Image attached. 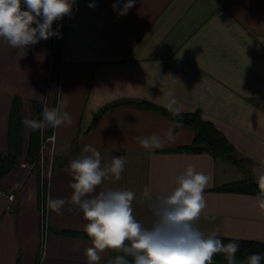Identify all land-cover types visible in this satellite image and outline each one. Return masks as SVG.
<instances>
[{"label":"crops","instance_id":"0c3cea01","mask_svg":"<svg viewBox=\"0 0 264 264\" xmlns=\"http://www.w3.org/2000/svg\"><path fill=\"white\" fill-rule=\"evenodd\" d=\"M125 3L83 0L53 22L57 35L23 50L0 38V152L6 151L13 97H20L23 122L34 113L32 102L40 103L42 114L40 96L50 94L48 106L64 104L62 110L72 117L71 125L52 129V156L71 153L74 159L85 145L101 152L102 165L124 156L121 179H105L97 192L133 191L134 215L145 226L154 219L140 204L145 187L154 198L166 194L193 165L211 177L204 192L207 206L196 227L205 235L216 232L217 237L264 242L257 195L212 190L242 179L240 168L206 152L169 151L189 144L192 128L175 127L162 114L129 105L112 107L91 124L102 106L118 99H140L168 109L164 93L171 92L174 107L199 110L236 154L248 159L258 180L264 175V0H134L121 15ZM22 8L26 10L23 0ZM29 129L22 123L24 151ZM153 134L162 146L142 148L136 138ZM67 165L56 164L48 173L45 230L35 173L18 162L0 179V264H87L84 250L91 241L80 235L83 214L71 204L61 215L47 206L49 198L72 194ZM109 253H102L100 264Z\"/></svg>","mask_w":264,"mask_h":264},{"label":"clouds","instance_id":"9594fccd","mask_svg":"<svg viewBox=\"0 0 264 264\" xmlns=\"http://www.w3.org/2000/svg\"><path fill=\"white\" fill-rule=\"evenodd\" d=\"M23 5L26 10L22 8V0H0V38L11 48L21 50L57 35L52 29L53 22L69 14L72 7L71 0H23ZM133 6L134 0H127L119 14H126ZM116 7L114 4L113 8ZM48 96H40L44 102L42 118H25L22 122L32 131L72 124L70 113L62 110L65 105L49 107ZM164 97L171 115L179 116L173 94L166 92ZM181 126V122H175V127ZM136 139L145 149L162 146L156 134ZM126 163L121 155L102 165L101 152L85 145L81 155L71 159L65 169L71 177L70 198L47 201L50 210L58 215L66 204L77 207L83 214L86 221L83 231L91 241V246L84 250L87 264H100L106 250L122 253L107 264H211L214 255L221 252L227 253L228 264H237L238 242L224 244L216 232L205 235L194 223L207 206L204 192L211 182L210 176L188 165L175 179L176 187L170 192L154 198L151 189L145 187L140 204L154 217L149 227L134 215L132 205L136 194L133 191L115 188L97 192L105 179H121ZM257 182L260 191L256 206L264 216V175ZM262 261L264 254L251 253L239 264H261Z\"/></svg>","mask_w":264,"mask_h":264},{"label":"trees","instance_id":"16d2710c","mask_svg":"<svg viewBox=\"0 0 264 264\" xmlns=\"http://www.w3.org/2000/svg\"><path fill=\"white\" fill-rule=\"evenodd\" d=\"M83 0H72V7H75L78 3ZM120 105H129L139 107L148 111L156 112L168 117L175 126V122H181L182 126H187L193 129L194 134L191 142L187 145H182L174 148H170L169 151L174 152H206L209 153L213 158L230 162L240 168L245 176L242 179L230 181L219 186H215L212 190L216 191H227L236 193H245L258 195L259 187L258 180L254 179L250 172L249 161L246 157H242L236 154L233 146L228 142L224 135L211 123L210 121L204 120L200 116L199 110L190 112H180L179 116H172L170 111L154 103L140 100V99H118L113 102L107 103L102 106L93 116L92 123L102 116L107 110L112 107ZM34 113L31 119H41V105L38 102H32ZM22 128V116H21V101L19 96H14L8 117L7 125V146L5 152H0V179L12 171L18 164L19 159L25 154L26 162L31 165V170L34 171L37 179L38 187V208L45 213L46 206V194L48 187V174L45 172L41 175L40 165L38 162V152L40 149V142L43 138L51 134L52 128H47L32 131L30 129L26 149L24 151L23 141L21 135ZM48 155L49 149L46 150ZM71 153L65 156L58 157V165L68 163L72 159ZM80 235L87 237L86 233H80ZM88 238V237H87ZM224 244L229 242H238L239 251L236 253L237 264L239 261L246 258L251 253L264 254V242L254 239H243V238H227L218 236ZM116 255H122L114 250H110L108 258L104 264L114 258ZM131 261V258L129 257ZM211 264H228L227 253L221 252L214 255ZM264 264V261L261 262Z\"/></svg>","mask_w":264,"mask_h":264},{"label":"rangeland","instance_id":"374dc122","mask_svg":"<svg viewBox=\"0 0 264 264\" xmlns=\"http://www.w3.org/2000/svg\"><path fill=\"white\" fill-rule=\"evenodd\" d=\"M31 115H33V114H31ZM29 132H30V129H29ZM45 138H43L41 140V142H40V149H39V152H38V162H39V165H40L41 175L43 173H45V172L48 174L49 171L58 163V159H55L52 156V154H51L50 151H49V153L47 155L46 150L47 149H50V146H49V142L46 141ZM42 145H44L43 148H42ZM19 162L25 163L27 165L28 169L31 172L33 171V170H31V165L26 162L25 154L22 155V157L19 159ZM42 222H45V213H42ZM43 230H44V226H43Z\"/></svg>","mask_w":264,"mask_h":264},{"label":"built area","instance_id":"2783aa9c","mask_svg":"<svg viewBox=\"0 0 264 264\" xmlns=\"http://www.w3.org/2000/svg\"><path fill=\"white\" fill-rule=\"evenodd\" d=\"M46 141L49 142V146H52L53 141H54V135L51 133L49 136H47ZM44 147V145H42V148ZM11 197V196H10ZM44 224V225H43ZM42 225L44 226V230H45V222H42Z\"/></svg>","mask_w":264,"mask_h":264}]
</instances>
